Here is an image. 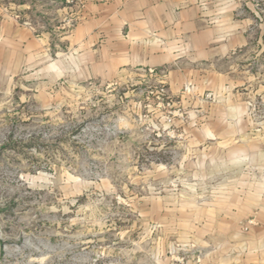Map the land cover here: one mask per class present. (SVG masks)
<instances>
[{
  "label": "rangeland",
  "instance_id": "1",
  "mask_svg": "<svg viewBox=\"0 0 264 264\" xmlns=\"http://www.w3.org/2000/svg\"><path fill=\"white\" fill-rule=\"evenodd\" d=\"M29 1L0 5L57 40L80 21ZM236 4L260 43L247 56L264 58V0ZM6 67L0 55V264H264V79L174 87L166 64L45 86Z\"/></svg>",
  "mask_w": 264,
  "mask_h": 264
},
{
  "label": "crops",
  "instance_id": "2",
  "mask_svg": "<svg viewBox=\"0 0 264 264\" xmlns=\"http://www.w3.org/2000/svg\"><path fill=\"white\" fill-rule=\"evenodd\" d=\"M42 1L43 5L30 0L28 5L18 7L46 11L56 5L55 0ZM236 2L75 0L67 6L65 0H58L56 11L60 16L74 11L80 17L59 40L52 31L44 30L37 17L16 19L0 5V55L8 64L6 71L33 69L45 86L54 84L62 74L80 81L99 80L136 67L173 64L176 69L169 72L170 85L181 87L185 82H200V78L205 82L216 76L227 91L235 81L251 85L264 79V58L247 56L252 49L257 52L260 43L253 41L250 18L234 20ZM55 57L79 62L72 68L62 62L64 67L55 69L59 62ZM252 151L260 153L259 148ZM243 152L232 149L229 154Z\"/></svg>",
  "mask_w": 264,
  "mask_h": 264
},
{
  "label": "built area",
  "instance_id": "3",
  "mask_svg": "<svg viewBox=\"0 0 264 264\" xmlns=\"http://www.w3.org/2000/svg\"><path fill=\"white\" fill-rule=\"evenodd\" d=\"M73 1H75V0H67V2H69V3H70V2H73Z\"/></svg>",
  "mask_w": 264,
  "mask_h": 264
}]
</instances>
